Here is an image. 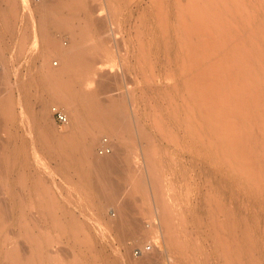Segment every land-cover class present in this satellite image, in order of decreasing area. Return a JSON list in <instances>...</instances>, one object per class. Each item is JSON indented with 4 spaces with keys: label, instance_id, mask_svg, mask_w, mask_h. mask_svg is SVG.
<instances>
[{
    "label": "rangeland",
    "instance_id": "1",
    "mask_svg": "<svg viewBox=\"0 0 264 264\" xmlns=\"http://www.w3.org/2000/svg\"><path fill=\"white\" fill-rule=\"evenodd\" d=\"M54 1L48 0L46 6L62 0ZM144 1L89 0L94 17L103 14L108 21L102 33L105 36L100 37L104 41L95 31L91 15L79 6L80 11L76 10L77 5L72 12L61 8V16L71 22L67 29H50L51 37L65 46L72 40L69 28L73 25L74 30L93 33L102 48L91 66L106 62L105 71L110 72L106 78L109 88L102 97L120 99L127 106L128 120L135 122L130 123L134 129L123 147L131 165L123 164L144 176L131 185L125 182L117 201L111 202L93 188L94 182L86 176L87 166L76 163L81 155L78 149L74 162L58 153L70 143L68 128L57 122L52 105L65 112L66 108L50 98L49 92L58 86L43 78V66L58 69L64 59L60 52L43 56L47 44L35 29L38 12H47L40 10L41 0H29V5L25 0H0V72L6 76L5 82L0 81L1 168L12 212L5 224L0 222L5 226L0 227V264H20L14 263V258L21 253L29 256L30 248L46 252L39 257L43 261L37 257L41 250L40 255L34 251L30 255H34V264H130L129 260L146 264H264V0H177L179 7L176 0L170 5V0L167 4L165 0ZM162 5L163 11L159 9ZM156 9L168 13L167 21ZM157 15L165 20H157ZM186 17L191 37L196 39L192 37L195 41L191 39L184 48L185 34L180 44L173 27L178 28ZM168 21L174 25L168 26V31L170 27L175 33L169 31L166 39L173 36L166 40L160 32L166 30ZM170 40L177 44H168ZM192 77L195 90L186 83ZM76 84L82 91L78 81ZM189 88L196 92L190 95L193 99L187 96L193 94ZM9 96L10 107H3L1 102ZM192 100H196L195 114L185 104ZM198 108L202 110L199 113ZM205 111L211 123L203 116ZM187 115L192 119L188 123ZM200 115L207 117L212 127L201 122ZM140 128L148 136L144 137ZM109 135L102 133L95 147L97 155H103L100 142ZM149 169L159 182H151ZM123 191L129 193L142 232L137 227L135 233H126L118 225L116 205L128 198ZM163 195L173 204L176 228L184 236L185 247L179 255L170 249L166 225L157 210L156 198ZM29 233L36 239L24 238ZM149 242L154 243L151 249L134 254V247Z\"/></svg>",
    "mask_w": 264,
    "mask_h": 264
},
{
    "label": "bare ground",
    "instance_id": "2",
    "mask_svg": "<svg viewBox=\"0 0 264 264\" xmlns=\"http://www.w3.org/2000/svg\"><path fill=\"white\" fill-rule=\"evenodd\" d=\"M25 1L29 2V0H25ZM47 1L48 0H41L40 5H42V6H41L40 10H43V11L46 10L47 12H45V13H40V11L38 12L39 16H38V21H37V27L35 29H37V31L41 34L42 38H44L45 43L47 44V49L46 50H43V48H42V51H44L43 56L49 57V55H52L55 52H60L61 53L60 55L64 59L63 66L58 68V69L52 68L50 66H43V71H44L43 78H45L46 81H48L50 84H55V85L58 86L57 89H53V90H51L49 92L50 98L55 99L57 102L60 103V105L61 104L64 105L65 108H66L67 115L69 116V121L66 124V128H68V132L66 134V138L69 140L68 143H70V146H65L66 148L61 147L60 150L58 149V153L64 159L72 160L74 162L76 160V152H77V149H78L79 153L81 155L76 160V163H78V161H79L82 166H84V167L87 166L86 176H88L94 182L93 183V188L95 190H97L98 192H100L103 195L102 197L106 201H111L112 202L113 200L114 201L116 200V197L118 196L119 192H121L120 190H122V189L124 190L125 182L128 183L127 181H129V184L131 185V184H133L135 182V180L137 178L143 179L142 177L144 176V175L142 176L139 172L137 173V171L132 170L133 168L130 169L131 166L127 165V167H126V165L123 164V163H126V162L129 163V161H131L130 160V156L126 153V151L124 150L123 147L127 143V141H129V139H130L129 136H128L130 134L129 131H130V129H132V127H133L132 124L135 123V122L132 121L133 122L132 123V122H130L128 120V117H127V112H128L127 106L125 104H123V103H120L119 102L120 99H115V98H113V96H110V95H108V96L106 95L105 98L102 97L101 93L109 88V86L107 84V81H106V78L110 75V72L108 73V72L105 71L107 69V66H105L106 65L105 61H104L105 65L103 63L102 64L99 63L95 67L91 66L93 62L97 61L96 56L98 55V53H99V55H101L100 54V52H101L100 50L102 48V46L98 45L96 43L97 41H95V39L93 38V36H94L93 33L89 34L90 30L87 31V32H84L83 30H80V29L79 30H74L76 27H74V25H73V28L72 27L69 28V29H71L70 31L72 32V35H71L72 40L68 44V46H65L64 44H61L59 41H57L56 39L52 38L51 35H50V29L51 28H56V29H58V28L60 29L61 28L62 29V28L66 27L65 29H67L69 23H71V22H69V20H68V23H67L66 19H64V17H62L63 15L61 16V13H62L61 12V8H66L69 12H72V10H74V7L77 5V7L75 8L76 10H79L81 8L82 11L84 10V12L88 13V17H90V15H91V17L93 18L92 20L94 21V29L100 35L99 38L102 36V33L105 31L108 21H107V19L105 17H102V15H103V14H101L102 11L100 12V14H101L100 16L101 17H99V15H98V17H94V15H93L94 9L89 5V3H88L89 0H62V1H59L58 3H55V5L53 7L48 6V5L46 6V4H47L46 2ZM121 1L123 2V0H121ZM155 1H157V0H155ZM28 2H27V5H29ZM170 2H171V0L169 1L168 5H170ZM175 2L177 3V7H179L178 4L180 5V2H177V0ZM137 3H138V0H137ZM151 3H152V1H151ZM154 3H156V2H154ZM154 3H153V6L155 7ZM167 3L168 2L166 1L164 4H167ZM40 5H38V6H40ZM173 5H174V7H176L175 4H173ZM78 6L80 8H78ZM142 6H140V7H142ZM162 7H164V6L163 5L161 7L159 6V9L161 11H163ZM167 7H169V6H167ZM174 7H172V8H174ZM177 7L175 9L178 10ZM155 8H154V10H155ZM157 8H158V6H157ZM181 8H182V5H181ZM31 10H29V12H31ZM36 10H34V11H36ZM117 10H118V8H117ZM166 10L169 11L170 9L167 8ZM156 11H157V9H156ZM156 11H155V14H156ZM161 11H160V13L157 11L159 13V15L160 14L163 15L164 12L161 13ZM144 12H146V11H144ZM171 12H172V10H171ZM95 13H97V12H95ZM165 13H166V11H165ZM173 13H171V14H173ZM167 14H164L163 16L166 17ZM179 14L180 13H178L177 16ZM182 14H184V13L182 12ZM159 15L156 16L157 20H161V21L165 20V18L162 19L163 17L159 18L158 17ZM177 16H174V17H177ZM174 17H173V19H175ZM62 18L65 20V22L63 21ZM187 18L188 17L184 18L182 20V22L180 20V25H179L178 28L175 29V27H173V29L176 30L177 34L179 35L180 44L182 43L181 41H183V40H181L182 36L185 34L184 37H186V39L183 37L185 39L183 41V43H184L183 47L185 46L184 48L189 47V44H190L189 41H191V39L193 40V38H195V37H193L194 35L192 36L193 38L191 37V34H192L191 23H190V20H187ZM167 19L168 18L166 17V21H167ZM173 19H171V20L173 21ZM161 21H160V23H161ZM177 22H179V21H177ZM171 24L172 23L170 22V25H169V21H168L167 25H166V23L164 24L166 26L165 27L166 30L163 29V32H160V33H164V35H162V39H163L164 36H165V39H166V36H168L169 31H172V30H170V27H169V31H168V28H167L168 26H171ZM164 25H163V27H164ZM158 26L159 27L161 26V28H162V24H160V25L158 24ZM172 26H174V25H172ZM172 32H174V31H172ZM107 34H108V32H107ZM103 36H105V35L103 34ZM170 36H173V33H172V35H169V37ZM170 38H172V37H170ZM100 39L104 41V39H102V38H100ZM165 39H164V41L167 40V39L166 40ZM175 39L176 38H174V40ZM171 40L168 41L167 43L171 44L172 43ZM164 41H163V43H164ZM193 41H195V40H193ZM169 42H171V43H169ZM174 42H176V41H174ZM167 43H166L167 46L165 44H162L163 47L165 45V47L168 48V44ZM173 43L171 45H173ZM175 44H177V42ZM186 44H188V45H186ZM35 45H38V44L36 43ZM171 45H169L170 48H171ZM43 46H44V44H43ZM181 50H183V49H181ZM188 53H189V51H188ZM170 54H169V56H170ZM94 59H96V60H94ZM194 69H196V68H194ZM185 76H188V73H187V75L185 74ZM79 77L82 78V79H80L81 81L78 80ZM262 77H263V75H262ZM185 78H187V77H185ZM185 78H183L184 81L188 80V78L186 80H185ZM255 78L256 77H254V79ZM190 79H189V81H186V83L190 82V81H193V77L190 78ZM75 80L78 81L80 87L83 88L82 91L78 90ZM258 80L259 79H257V81ZM0 81H3V82L6 81V76H4V73H1V72H0ZM173 81H174L173 84H175L176 83L175 80H173ZM181 83H182V81H181ZM94 84H96V87H93ZM184 84H185V82L182 85H184ZM190 84H191V82H190ZM190 84L188 86L191 87V85H192V89L195 90L196 88H194V85L193 84L190 85ZM175 85L177 86V87H175V90L178 91L179 90L178 89L179 88L178 84H175ZM188 86H187V88H188ZM92 88H94V89H92ZM187 88H186V85H185V92L184 93H186V89ZM181 89H182V87H181ZM189 90H191V88H189ZM189 90H188V92H190ZM179 91H181V90H179ZM179 91L177 93H179ZM109 92H110V90H109ZM191 92H192V90H191ZM195 93L196 92L194 91L193 94H188L187 96L189 98H191V96H195ZM184 95H182V96H184ZM239 95L241 96L242 92ZM187 96H186V98H187ZM10 97L11 96L5 98L4 101L1 102V105L3 107H10V105H11V100L10 99L12 98V97L11 98ZM194 98H197V97H194ZM191 99H193V98H191ZM183 100H185V99H183ZM197 100L200 101V99H198V98H197ZM40 101H44V99L40 100ZM122 102H123V100H122ZM195 102H196V100H194L191 103H189V102L188 103L183 102V103H185L187 105L188 111H192V110H194L193 109V103H194V106H195ZM203 102L205 103V101H202V102L200 101V103H203ZM20 103L22 104V102H20ZM205 104H208V103H205ZM205 106H207V105H205ZM199 109L200 108H198V110ZM201 111L199 110L198 113L201 112ZM206 111H205V115H203V116H208V115H206V113H208ZM43 112H44V110H43ZM195 112H196V109H195L194 112L192 111V114H195ZM186 114H187V111H186ZM202 114H204V112ZM188 116L189 115H187V117ZM192 116H194V121L196 120L195 122L197 123L198 119H195V115H192ZM201 116L202 115H200V118L203 119L201 122L205 121L207 124L211 123V121L209 120V116H208V120L210 121V123H208L209 121L207 120V117L204 119V117L202 118ZM188 119L190 121V119H191L190 116H189V118H187V123L189 122ZM88 121H90V123ZM130 123H132V124H130ZM192 123H194V122H192ZM192 123H190V126H191ZM198 126L203 128L202 123H200ZM205 126H207V125H205ZM210 126L212 127V124H210ZM201 128H200V130H203ZM204 128H206V127H204ZM133 129H134V127H133ZM142 130L143 129H141V131ZM103 132H106L107 134L110 133V135H109L110 137L107 138V139H108V143L113 148V150H112L113 152L105 153L103 155H97L95 153V147H96V144H99L98 141L100 140V137H102L101 135H102ZM142 134L143 135L144 134L147 135L146 133H143V131H142ZM145 135H144V137H145ZM77 141H78V144H77ZM100 143H103V141L100 142ZM2 147L3 146L1 144L0 145V195H2V196H0V222L4 223L7 218H8L7 221L10 219V215H11L12 212H11V209H10L11 206L9 205L10 201L6 197V193H7V189L6 188H8V187H6L7 186L5 184L6 182L4 183V179H3V174L4 173H3V170L1 168L2 163H3V154H4V151H2ZM233 169H237V168L234 167ZM148 175L150 176V180H151L152 183L159 182L158 180L154 179V177L156 175L150 169L147 171V176ZM116 177H117V179H116ZM142 184L144 185L145 183H142ZM136 185H139V184H136ZM125 192H124V194H125ZM125 195H127V193ZM127 196H128V198L121 200V202L119 200V205H116V206H118V209H119V212H120V216H118V217H120V219H119L120 221H119L118 225H120L121 230H123L126 233L127 232L128 233H135L136 230H137V227L141 226V223L139 221H137V218L135 216H133L134 213H135L134 210H136V209L132 206V203L130 201L129 193H128ZM156 204H157V210L160 213L161 219L164 220L162 222H165V225H166V229H167L166 230V234H167L168 243L170 245V249L172 251H174L176 254L179 255L184 250L185 244L183 243V241H184L183 237L184 236L182 234V230L176 228V220H175L174 215H173V213H174L173 204L170 202L169 197L166 196V195L158 196L156 198ZM55 213H52L51 215L52 216H53V214L56 215ZM137 213H138V211H137ZM24 216H26V215H24ZM137 216H138V214H137ZM53 217H55V216H53ZM53 217H51V218H53ZM177 220H178V222L182 223V219L179 216H177ZM137 222L140 223V224L138 223V225H140V226L137 225ZM19 223L21 224L22 222L19 221ZM57 223H58V219H56V221H55V224H57ZM1 224L2 223H0V227L1 228L5 227V226H1ZM21 225H23V224H21ZM60 227H62L61 223H60ZM139 230H141V232H142V227H140ZM30 232H32V231H30ZM7 234H5L6 236L3 235L4 238H7V236H8ZM29 234L28 235L25 234L24 238H26V239L30 238V240L31 239L33 240V238H35V237L31 236L32 235L31 233H29ZM7 240H8V238L6 239V241ZM36 248H38V247H36ZM30 249H31V254H34L36 252L37 254L40 255V250L42 248H40V249L38 248L39 250L36 249V250H38L39 253L37 251H35V248H34V250H33V248H30ZM23 252H24V250H23ZM41 252H42L41 255L37 256L38 259H39V257L43 258L44 257L43 254L46 253V252L44 253L42 250H41ZM29 253H30V251H29ZM26 254L27 255L22 256L23 254L21 253V255L16 256V258H14V263H16L17 261H20V264L21 263H23V264L33 263L35 260L33 262L31 260L34 259V257H33L34 255L30 256L31 255L30 254L28 256V253H26ZM13 257H15V256H13ZM31 257H33V258H31ZM124 257L126 258V256H124ZM42 258H40L39 260H41ZM120 258H121V256H120ZM145 258L149 259L148 255ZM122 259H124L123 255H122ZM42 260L44 261V259H42ZM122 261H124V260H122ZM129 262H131L130 264H146L145 261H142V260H141L140 263L139 262L130 261V260L128 261V263Z\"/></svg>",
    "mask_w": 264,
    "mask_h": 264
},
{
    "label": "built area",
    "instance_id": "3",
    "mask_svg": "<svg viewBox=\"0 0 264 264\" xmlns=\"http://www.w3.org/2000/svg\"><path fill=\"white\" fill-rule=\"evenodd\" d=\"M55 63L57 64L58 61H56ZM52 112H53L57 122L60 125H66L68 123L69 117H68L67 113L64 111V109H62L60 106L52 105ZM99 150L103 154L110 153L113 150L112 146L108 143L107 138H105L103 140V143L100 146ZM153 245H154L153 242H149V243H146L145 245H143L141 247L136 246L133 248V252L135 255L142 254V253L148 251L149 249H151Z\"/></svg>",
    "mask_w": 264,
    "mask_h": 264
}]
</instances>
